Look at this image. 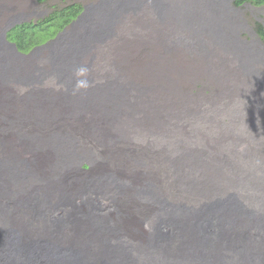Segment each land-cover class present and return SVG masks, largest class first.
Segmentation results:
<instances>
[{
	"label": "rangeland",
	"instance_id": "obj_1",
	"mask_svg": "<svg viewBox=\"0 0 264 264\" xmlns=\"http://www.w3.org/2000/svg\"><path fill=\"white\" fill-rule=\"evenodd\" d=\"M102 1L107 0H0V46L24 64L31 61L32 69L36 65L42 73L37 72L39 78H34L32 83L10 82L7 89L3 86L6 81H0V159L28 158L26 165L34 172L42 161L47 164L49 174L45 180L48 181L55 175L52 172L56 171V162L66 163L74 172L88 177L82 181L84 185L95 186L97 190L101 189L94 185L93 174L89 176L90 172L85 174L80 170L85 160H90L93 169L113 170L131 183L152 180L157 185V195L151 197V210L149 203L144 204L150 198L144 201L132 196L128 183L118 187L122 193L127 192L116 195L122 202L118 199L114 202L125 211L123 215L128 213L127 218L135 226L141 221L143 229L139 225V231H135L136 241L144 231H153L149 238H155L163 230L167 204L185 212V207L212 206L224 198L229 208L238 210L234 201L237 199L242 202L240 205L264 215V41L258 33L259 25H264V5L238 6L235 0H183V5H192L183 14L182 0H135L130 9H125L130 13H118V20L112 21L104 41L90 43V48L94 43L96 46L86 55L85 65L79 64L74 87H68L72 82L59 83L54 75L45 76L53 68L54 53L68 36L30 55L18 54L1 36L3 30L6 34L22 19L49 16L73 4L87 6V12H91L81 25L91 19L94 23L95 11L100 9L98 4ZM214 5L218 6L213 8ZM209 12L210 18L216 21L213 26L208 22L210 19L200 16ZM219 13L226 16L225 32L217 24ZM219 22H223L221 17ZM116 24L117 31L111 35ZM93 37L98 39L99 34ZM56 42L60 45L55 46ZM246 53L256 58L246 60ZM4 54L0 52V60L6 63ZM252 69L254 75H251ZM43 82L49 90L42 94L34 92ZM4 96L8 100L3 102ZM9 99L13 100L11 104H7ZM67 99L73 101L66 106L71 110L61 108L69 103ZM90 118L95 123L100 120L102 125L95 124L85 131L83 122ZM78 119L82 122L79 125ZM25 120L31 121L24 126L30 140L24 141L23 131L9 137L7 127L15 123L14 129L19 131V125ZM57 135L61 141L55 148L49 144L44 146L48 138L55 140ZM26 143L34 145L35 150L22 148ZM60 146L58 154L62 159L59 160L55 151ZM136 160L140 165H136ZM93 195L85 198L83 206L101 201V192ZM107 198L103 199V205L113 207ZM94 206L91 204L90 210ZM155 212L158 213L151 221ZM144 220H149L148 224L151 221L153 228ZM255 222L247 219L249 224ZM18 238L22 242L19 235ZM175 238L173 247H179L182 239Z\"/></svg>",
	"mask_w": 264,
	"mask_h": 264
},
{
	"label": "bare ground",
	"instance_id": "obj_2",
	"mask_svg": "<svg viewBox=\"0 0 264 264\" xmlns=\"http://www.w3.org/2000/svg\"><path fill=\"white\" fill-rule=\"evenodd\" d=\"M134 3L135 0L102 1L98 4L100 9L95 11L94 23L91 19L88 23L81 25L88 13V7L84 6L81 15L70 25V28L73 27L74 30L70 31L65 28L55 39L24 55H30L36 49L48 46L51 42L68 36L70 45L65 44L62 45L63 47H58L59 51L53 55L52 70L59 83L67 85L72 82L73 84L76 79L80 55L87 48L90 49L91 42L95 40L104 41L105 35L111 30L112 21L118 20V13L130 9ZM190 5V3L183 5L184 10L190 9ZM219 12L221 13V11ZM202 15H200L202 19H210L208 22L212 26L216 23L214 17L210 18V12L209 15ZM220 17L223 22H219ZM217 19L219 29L225 32L226 17L220 14ZM91 24L93 25L91 26ZM68 31L70 32L68 33ZM7 33L5 34L3 30L1 36L6 39L5 42L10 43L7 40ZM95 33L99 34L98 39L93 37ZM11 44L15 50H18L16 44ZM0 52L1 54L5 52L4 55L8 60L6 63L2 62L0 55V81L1 79L6 81L3 84L5 89L10 82L22 85V82L32 79L29 77L32 70L30 64H24L22 60L16 59L14 55L5 50L4 46H0ZM246 55V60L252 57L256 58L251 53H246ZM6 94H8V90ZM6 99L4 96L3 102ZM12 99H9L7 104H11ZM72 102L69 100L66 106L71 105ZM7 108L9 109V106ZM68 108L66 110H71ZM25 121L19 125V131L14 129L15 123L10 124L6 131L9 133V137H14L15 133L23 131L22 136L24 138H22L28 142L30 139L27 135L29 134L25 132L24 126L30 125L32 120L30 123H27L28 120ZM41 122L43 123V121ZM66 122L68 121L66 120ZM77 124H80L79 121ZM58 136L60 135H57L55 140L48 138L44 146L47 147L49 144L50 147H54L57 145L61 141ZM18 141L20 142V140ZM22 148L35 150V146L30 143L24 144ZM61 149L60 146L55 151V157L59 160L62 159V156L58 154ZM26 159L29 161L28 158ZM26 159L19 161L9 160L8 157L0 159V264H264V215L251 211L243 204L240 205L242 202L237 201L235 196H233L236 199L234 201L240 208L238 210L229 208L224 198L216 200L217 203L213 202L212 206L204 205V207L197 209L185 207V212L180 211L179 208H171L167 204L170 209L167 206L164 208L163 230H159L155 238H149V235L154 234L151 230L144 231L145 233L141 232L139 240L136 241L134 233H137L135 231L142 226V223L137 221L140 227H138L139 225L135 226L136 223L127 218L128 213L123 215L125 211H122L119 205L116 207L114 203L118 199L116 195L126 193V191L123 193L119 191L118 187L125 185L126 182L120 180L114 173L109 172L108 176L96 178V181L93 179L94 185L101 189L97 190L95 186L87 187L86 184L84 185L82 181L87 180L88 177L84 174V178V176L74 172L66 163L61 162V166L59 162H56V167H61L55 169L57 174L55 172L52 174H55L53 177L56 176L58 179L52 177L48 181L49 179L45 180L49 174L46 169L47 164L39 159L40 162L37 167L39 169L34 172L28 169ZM67 160L71 159L67 158ZM15 162L20 163L16 165ZM32 162L35 161L32 160ZM152 182L145 183L144 188L136 195L144 201L146 197L150 198L144 203L147 205L149 203L148 208L150 210L151 197L157 195L155 193L157 185ZM101 185L103 186L101 187ZM64 191L67 192L65 197L60 198ZM97 192L102 193L101 201L97 198V203H89L88 207L83 206L85 198L92 194L95 195ZM107 196V199L111 200V204L113 203V207L108 208L103 205L102 201ZM133 202L132 200L131 203ZM91 204H95L93 210H90ZM157 213L152 214L151 221L154 220ZM248 218L254 219L255 224L247 223ZM148 221L144 220L147 225H150L151 221L149 224ZM153 225L152 223L151 228ZM18 235L22 242H19L20 238L17 239ZM175 237L182 239L179 247H173L176 242ZM259 248L260 251L258 252Z\"/></svg>",
	"mask_w": 264,
	"mask_h": 264
},
{
	"label": "trees",
	"instance_id": "obj_3",
	"mask_svg": "<svg viewBox=\"0 0 264 264\" xmlns=\"http://www.w3.org/2000/svg\"><path fill=\"white\" fill-rule=\"evenodd\" d=\"M252 3L256 6L264 5V0H235V4L242 6ZM81 4L69 5L54 11L49 16L23 21L12 27L7 33V39L16 43L19 51L30 53L34 48L45 45L58 36L83 11ZM258 33L264 41V25H259Z\"/></svg>",
	"mask_w": 264,
	"mask_h": 264
},
{
	"label": "clouds",
	"instance_id": "obj_4",
	"mask_svg": "<svg viewBox=\"0 0 264 264\" xmlns=\"http://www.w3.org/2000/svg\"><path fill=\"white\" fill-rule=\"evenodd\" d=\"M149 0H143V2H148ZM182 2H183V0L181 1V8H182V12H183V14L185 13V10H184V8H183V5H182ZM245 4H247V3H245ZM244 4V5H245ZM83 7H84V5H82ZM218 5H214L213 6V8H216ZM83 10H84V8H83ZM83 12V11H82ZM81 12V13H82ZM128 13H130V12H128ZM127 13V14H128ZM215 14H216V11H215ZM81 15V14H80ZM126 15V14H125ZM125 15H123L122 17H121V19H120V22L122 21V19H123V17L125 16ZM79 16V15H78ZM223 16H225V15H223ZM226 17V16H225ZM77 19V18H76ZM19 20V19H18ZM29 19H22V20H20V21H28ZM119 22V23H120ZM118 23V24H119ZM118 24H116V26H115V28H114V31L112 32V34L111 35H113L114 33H115V31H117V25ZM71 25V24H70ZM68 26V27H66L67 29H69L71 26ZM75 37V36H74ZM56 38V37H55ZM54 39V38H53ZM52 40V39H51ZM50 40V41H51ZM59 40H61V39H59ZM68 40H69V37H67L64 41H62L63 43H61L62 45H65V44H68V45H70V43H68ZM60 42V41H59ZM59 42H56L55 43V46H59V45H57V43H59ZM11 43V42H10ZM61 45V46H62ZM96 46V44L94 43V44H92V46H91V48L90 49H86L85 50V52H83L81 55H80V61H78V64H83V66L85 65V62H86V60H87V57H86V55L91 51V49L92 48H94ZM63 47V46H62ZM18 49V48H17ZM17 53H19V54H21V55H24V54H29V53H22V52H20L19 50H15ZM59 51V49L57 48V51L55 52V54L57 53ZM25 62H29L30 64H33L31 61H25ZM51 63H52V61H51ZM40 69V68H39ZM39 69H37V67H36V65L34 66V68L31 70V73H30V75H29V77H31L32 79H31V81L29 82V81H27V83H32V81L34 80V78L35 79H38L39 78V74H37V72H39L41 75H42V73L39 71ZM35 71H36V73H35ZM54 75L53 74V71L51 70V71H49V72H46V74H45V76H47V75ZM255 73H254V70L252 69V73H251V75H254ZM55 76V75H54ZM58 82V81H57ZM46 84L47 83H39V86L38 87H35L34 88V92L36 91V92H40L41 94H42V92L44 91V90H49L48 89V87L46 86ZM50 84H54V83H50ZM74 87L75 85H73V84H70V85H68V87ZM45 95V94H44ZM47 99V98H46ZM62 109H66V105H64V106H62L61 107ZM96 118H98V117H96ZM95 118V119H96ZM89 120L91 121H93L91 124H89L88 122H89ZM77 121H79V123L81 124V119H78ZM109 123V121L106 123V124H104V126L103 127H106V125ZM95 124H98V125H102V123H101V121L100 120H97L96 121V123L94 122V120L92 119V118H90V119H88L87 120V122H85L84 121V128H85V131L86 130H88V128L89 127H93ZM192 127H195V125H192ZM100 129H103V128H100ZM102 143V142H101ZM106 145H108V144H106ZM96 154H98V155H100V153L99 152H97ZM109 154V153H108ZM90 160L88 159V160H85V161H83L82 162V164H81V166H80V170H81V172H83V173H85V174H87V173H89V172H91L90 173V175L91 174H93V177L95 178V180H96V178H99V177H104V176H108L107 174H109V172H111V173H114L117 177H119V179L120 180H122V181H124V182H126V183H128L129 185H130V188H129V190H128V192H132L133 193V195L132 196H136L137 194H139L140 192H141V189L142 188H144L143 186H144V184L145 183H148V182H150V181H152V180H149V179H146V181H144V180H140V181H134L133 180V182L131 183V182H128L127 181V178H126V180L125 179H122L121 177V175L118 173V172H115V171H108L107 169H105V168H101V167H97L96 169H93L91 166H90ZM136 165H140V161L139 160H136ZM86 171V172H85ZM150 175L152 176V174L150 173ZM155 182V181H154ZM127 193V192H126ZM126 193L124 194V195H126ZM131 197V196H130ZM124 200H128V199H125V198H123ZM118 201H120V202H122V199L121 200H119L118 199ZM128 201H130V200H128ZM104 204V203H103ZM106 207H108V208H110V206H108V205H105Z\"/></svg>",
	"mask_w": 264,
	"mask_h": 264
}]
</instances>
